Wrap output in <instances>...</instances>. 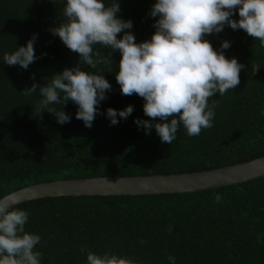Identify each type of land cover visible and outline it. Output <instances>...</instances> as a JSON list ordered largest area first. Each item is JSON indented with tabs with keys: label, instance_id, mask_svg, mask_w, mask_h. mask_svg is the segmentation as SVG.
<instances>
[{
	"label": "trees",
	"instance_id": "1",
	"mask_svg": "<svg viewBox=\"0 0 264 264\" xmlns=\"http://www.w3.org/2000/svg\"><path fill=\"white\" fill-rule=\"evenodd\" d=\"M109 2V0H106ZM155 0H119L117 14L131 20L137 43L151 38ZM65 0H0V198L23 188L58 180L136 177L204 172L264 156V48L242 29L227 25L205 36L214 49L223 41L226 58L244 65L240 83L218 101L213 126L188 136L181 126L171 145L162 143L153 127L145 134L135 119L151 120L143 98L122 95L115 79L119 50H94L112 65L104 72L112 90L98 105L92 126L75 117L77 106L50 105L70 116L57 123L54 114L39 115L38 94L23 92L35 82L43 86L54 75L79 63L51 29L65 22ZM233 19H239L235 12ZM36 34L37 59L27 70L4 64L3 55ZM123 33L117 34V38ZM259 69L253 74L252 67ZM112 67V68H111ZM110 71V72H109ZM39 88H37V93ZM133 112L111 125L108 108ZM171 119V117H169ZM159 122V118H156ZM220 194L217 202L215 195ZM28 212L25 230L41 237L40 264H86V252L126 256L142 264H264V177L198 193L144 196H80L38 199L15 206ZM171 228V231L168 229Z\"/></svg>",
	"mask_w": 264,
	"mask_h": 264
},
{
	"label": "clouds",
	"instance_id": "2",
	"mask_svg": "<svg viewBox=\"0 0 264 264\" xmlns=\"http://www.w3.org/2000/svg\"><path fill=\"white\" fill-rule=\"evenodd\" d=\"M119 0H65V22L51 29L53 35L79 55V63L54 74L43 86L33 83L23 90L26 96L38 94V115L47 111L55 115L57 123L70 122L62 108L69 100L77 106L75 117L85 127H91L98 105L106 99L112 86L103 73L84 70L97 65H112L110 54L102 56L94 46L119 50V71L115 79L122 95L134 93L143 98V112L151 120L135 119L145 134L154 127L162 143L171 145L182 126L188 136H198L202 129L213 126L218 101L209 104L217 93L223 96L239 83L244 65L235 57L226 58L224 49L230 47L225 40L214 49L206 35L220 33L225 25L233 30L242 29L259 40L264 48V0H155L149 15L156 17L151 38L137 43L130 31L131 20L117 14ZM238 12L239 19H233ZM123 33L120 38L117 34ZM36 34L25 45L3 55L4 64L19 65L27 70L37 56L34 53ZM112 68V67H111ZM259 69L252 67V72ZM110 72V71H109ZM37 88L39 92L37 93ZM133 112L128 105L123 110L108 108L104 113L111 125L117 116L126 119ZM171 117V119H169ZM159 118V122H156ZM215 200H221L220 194ZM18 198L9 195L0 198V264H40L42 253L36 250L41 237L25 230L28 212L16 208ZM171 231V228L168 229ZM86 252V264H142L141 261L104 252ZM169 264H176L168 256Z\"/></svg>",
	"mask_w": 264,
	"mask_h": 264
},
{
	"label": "water",
	"instance_id": "3",
	"mask_svg": "<svg viewBox=\"0 0 264 264\" xmlns=\"http://www.w3.org/2000/svg\"><path fill=\"white\" fill-rule=\"evenodd\" d=\"M262 177H264V156L249 162L204 172L58 180L29 186L10 195L18 198L15 205L18 206L38 199L69 196H149L198 193L234 186Z\"/></svg>",
	"mask_w": 264,
	"mask_h": 264
}]
</instances>
